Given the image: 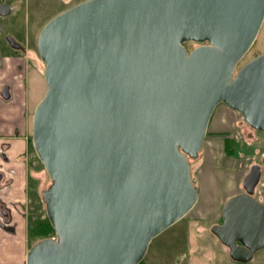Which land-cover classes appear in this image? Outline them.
Returning <instances> with one entry per match:
<instances>
[{
  "label": "water",
  "instance_id": "obj_1",
  "mask_svg": "<svg viewBox=\"0 0 264 264\" xmlns=\"http://www.w3.org/2000/svg\"><path fill=\"white\" fill-rule=\"evenodd\" d=\"M263 23L264 0H85L41 29L47 90L32 140L52 180L43 200L56 238L26 264L141 263L196 206L190 160L221 103L264 146V53L237 70ZM260 176L252 166L247 193L212 230L235 260L264 246V206L251 196Z\"/></svg>",
  "mask_w": 264,
  "mask_h": 264
},
{
  "label": "rangeland",
  "instance_id": "obj_2",
  "mask_svg": "<svg viewBox=\"0 0 264 264\" xmlns=\"http://www.w3.org/2000/svg\"><path fill=\"white\" fill-rule=\"evenodd\" d=\"M83 1L85 0H0V3H7L12 8L11 14L0 18V46L3 58L9 60L11 55H18V52H15L6 43L8 37H13L21 43L31 40L34 47L37 48L36 42L41 29L55 16ZM197 46L198 44L187 45L192 49ZM262 53H264V24L255 43L239 66ZM37 61L40 62V60ZM17 63L14 61L13 66H16ZM21 71L23 72V70ZM31 73L32 75L27 78L28 81L23 82L24 87L19 81L22 73L19 74L17 82V87L22 90L27 102L25 110L29 117V124L34 110L47 90L44 71L41 69L33 71L31 66ZM7 75L15 81L17 72L14 68L11 72L9 70L0 71V83ZM224 108L228 107L221 104L214 116L215 124L219 125L222 120H226L225 122L235 123V128L230 130L228 125L220 124V127H226L227 130H224V133L216 134L212 124L198 158L190 160L192 179L196 180V185L199 188L196 206L184 218L153 239L144 258V264H232L208 227L214 220L216 221L214 218L218 217L227 197L230 198L243 190V180L251 167L256 164L261 165L264 158V147L261 133L239 120L243 118V115L228 110L233 115L229 116ZM7 110V107H3L0 110V116L1 113L6 115L5 111ZM17 112L14 109V113ZM227 138L235 139L230 155L224 150ZM26 150L27 156L30 158V168H32L38 164V156H36L34 148L29 147ZM44 178L41 186L42 191L48 189L52 184L51 178L47 176ZM30 189L27 224L28 231L31 233L35 225L45 219L47 214L43 195L36 192L33 185ZM256 190L257 196L264 200V170ZM26 240L28 239L24 232L12 236L0 230V264H26L29 253L26 245L29 243H26ZM38 242L36 241V243Z\"/></svg>",
  "mask_w": 264,
  "mask_h": 264
},
{
  "label": "flooded vegetation",
  "instance_id": "obj_3",
  "mask_svg": "<svg viewBox=\"0 0 264 264\" xmlns=\"http://www.w3.org/2000/svg\"><path fill=\"white\" fill-rule=\"evenodd\" d=\"M3 7H6V8L3 9ZM3 11H6L5 12L6 14L0 16V18L11 14L12 8L7 3L6 4L0 3V12H3ZM0 30H1V27H0ZM6 43L15 52H18V55H15V54L11 55L9 57V60L12 63V65L6 67L5 62L8 58L7 59L3 58L2 53H1L2 50H1V46H0V71L6 72L7 70H10V69L12 71V69L14 68L15 71L17 72V77H16L15 81H13L11 78H9V75H7V76H5V79H3V81L1 80V83H0V110H2L3 107L8 108V110L5 111L6 115H2V113H1V116H0V140H1V143H0V160H1V164H0V230L6 234L12 235V236H16L20 232H24V234L27 235V239H28V240H26V243H29V244H26L27 250L30 251L32 249V247L36 244V241H42L45 239L54 238L55 236L48 235V236L42 237V236H35L34 235V230H35L36 225L38 223H40L41 221H45V219H48V216L45 219L39 221L35 225L34 230L31 233L28 231L27 220L29 219V206L25 207V205L22 206L18 202L5 200L7 197H9L10 189H11V187H13V176H12V174L15 173V169L9 168V171H8V170H5L2 165H3V163H7L9 161V152L13 147V142L15 139H19V138L24 139L26 142V149L29 147L34 148L33 140H32V137H33V135H32L33 134V117L30 121L31 123L29 124L28 123L29 117H28L27 111L25 110V105H2V103L3 104H18L19 103L18 102V94L19 93H17L15 91V85L18 82L19 74L22 73V74H20L21 76L19 78V81L21 82V86H23V82L25 83L26 81H28L27 78L30 75H32L31 66L33 67V71H36L39 69H41V71H44L45 65H44V63H41L43 61L40 58V55L38 53V49L34 47V43L31 40H28L26 43H21V42H18L13 37H8ZM36 47H37V42H36ZM37 60H40V62H38ZM14 61L18 62L16 66H13ZM245 64L246 63H244L243 65H245ZM243 65H241V66L238 65L237 70L239 68H241ZM21 70H23V72ZM26 103L27 102L25 101V104ZM13 106H14V108H11ZM227 107H229V106H227ZM14 109L16 111H18L16 114L14 113ZM230 109H232V108H230ZM233 111L238 112L236 110H233ZM238 113L240 115H243L240 112H238ZM33 115H34V113H33ZM239 120L243 121V123L248 124L244 115H243V118L239 119ZM254 130H256V129H254ZM256 131H258V130H256ZM259 132L262 135V132L261 131H259ZM262 143H263V135H262ZM26 153H27V150H26ZM256 165L260 167V170H261L260 179H261L262 175H263V170H264V158L261 161L262 166L260 164H256ZM27 167H29V164L27 165ZM44 171H45V176L50 178L49 175L47 174L45 168H44ZM259 182L255 186V188L253 190V194L251 196L258 203H260L262 206H264V200H262V198L257 196L258 193H257L256 189L259 185ZM242 185H243L242 186L243 190L241 192L231 196L230 198L227 197V200H225V202L223 203V205L219 211L218 217L214 218V219H216V221L211 220L213 222L209 225L208 228H209V231L214 235L216 240L221 244V246L223 247V249L225 251V254L228 255L232 264H264V246L262 248L256 250V251H254L251 256H249V255L244 256L243 254H241L242 260H235L230 256V248L228 246H226L225 244H223L220 241V239L212 231L215 226H223V224H224L223 207L226 204V202L236 195L247 193V190L245 189V186H244V180H243ZM45 190H47V189H45ZM45 210H46V204H45ZM46 214H47V211H46ZM208 219H210V217H208ZM30 241H31V245H30ZM28 245H30V246L28 247ZM236 245L238 248H240V250H243V247L239 242H237Z\"/></svg>",
  "mask_w": 264,
  "mask_h": 264
},
{
  "label": "crops",
  "instance_id": "obj_4",
  "mask_svg": "<svg viewBox=\"0 0 264 264\" xmlns=\"http://www.w3.org/2000/svg\"><path fill=\"white\" fill-rule=\"evenodd\" d=\"M6 67L12 65L10 60H7L5 62ZM11 69L9 70V72ZM18 84V83H17ZM17 84L15 85V91L18 94V104H3L2 105H26L24 94L21 92L17 87ZM23 94V95H22ZM226 106V105H224ZM221 107V104L216 108L215 113L213 114L210 124L208 127L209 129L212 127V124L214 126V132L216 134L224 133V130H227L226 127H220L221 125H228V129L235 128L233 122H225L226 120H222V122L218 125L215 124L214 119L218 112V109ZM227 107V106H226ZM229 108V107H228ZM224 108L226 113L229 116H233L229 111H233L232 109ZM229 110V111H228ZM234 112V111H233ZM229 131V130H228ZM1 143V140H0ZM37 156V155H36ZM38 158V157H37ZM30 158L27 156L26 153V142L24 139H15L13 142V147L9 152V161L7 163H3V167L5 170L9 171V168L15 169V173L12 174L13 176V187L10 189V195L5 200L6 201H15L18 202L20 205H25V207L29 206L30 200L28 199V194L31 191L30 187L33 185V188L36 192L43 195V191L41 190L42 183L44 182L45 178V171H44V165L38 158V164H35L32 168H30ZM1 164V160H0ZM29 164V167L27 165ZM42 165V167H40ZM42 197V196H41Z\"/></svg>",
  "mask_w": 264,
  "mask_h": 264
},
{
  "label": "trees",
  "instance_id": "obj_5",
  "mask_svg": "<svg viewBox=\"0 0 264 264\" xmlns=\"http://www.w3.org/2000/svg\"><path fill=\"white\" fill-rule=\"evenodd\" d=\"M188 44L189 45H191V44L196 45V43H194V42H188V43H186L185 46L187 47ZM191 49L192 48L187 47L188 51H190ZM214 113H215V111H214ZM207 134H208V132H207ZM233 142H235V139H232V138L231 139L227 138L225 141L224 150H225V152H227L228 155H230L232 153V151L230 152V150H232ZM34 235L35 236H42V237L48 236V235H50V236L54 235V229H53L50 221L48 219H45V221H41L40 223H38L35 227ZM139 264H144V260Z\"/></svg>",
  "mask_w": 264,
  "mask_h": 264
}]
</instances>
